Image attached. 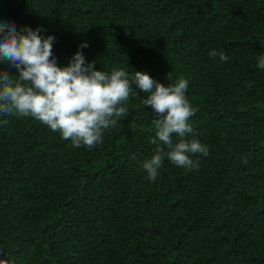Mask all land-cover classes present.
<instances>
[{"label": "trees", "instance_id": "obj_1", "mask_svg": "<svg viewBox=\"0 0 264 264\" xmlns=\"http://www.w3.org/2000/svg\"><path fill=\"white\" fill-rule=\"evenodd\" d=\"M0 21L53 36L60 68L79 51L96 71L187 79L186 138L209 152L192 168L165 157L150 181L153 113L134 83L93 148L0 115V264H264V0H0Z\"/></svg>", "mask_w": 264, "mask_h": 264}, {"label": "clouds", "instance_id": "obj_2", "mask_svg": "<svg viewBox=\"0 0 264 264\" xmlns=\"http://www.w3.org/2000/svg\"><path fill=\"white\" fill-rule=\"evenodd\" d=\"M40 31L30 27L17 31L13 22L0 21V59L19 72L15 79L0 72V115L32 117L73 147L93 148L102 142L105 130L129 115L123 105L130 96H138L132 89L134 83L146 94L142 105L153 113L155 138L150 144L156 145L155 154L142 163L150 181L156 180L165 157L178 167L192 168L198 164L190 154H209L207 145L186 138L193 133L189 120L197 111L186 96L187 79L165 86L141 72L96 71L95 61L85 64L79 51L69 66L60 68L53 56L55 38H42ZM209 55L225 62L228 59L216 50ZM257 66L264 69V56L258 58Z\"/></svg>", "mask_w": 264, "mask_h": 264}]
</instances>
